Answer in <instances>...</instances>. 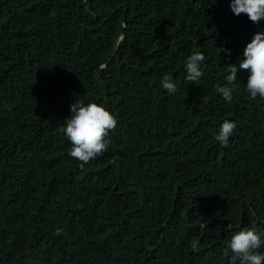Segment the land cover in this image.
I'll return each instance as SVG.
<instances>
[{
    "label": "trees",
    "instance_id": "16d2710c",
    "mask_svg": "<svg viewBox=\"0 0 264 264\" xmlns=\"http://www.w3.org/2000/svg\"><path fill=\"white\" fill-rule=\"evenodd\" d=\"M230 3L0 0V264H230L234 234L264 232V99L239 68L217 91L264 21ZM91 102L118 123L81 166L61 128Z\"/></svg>",
    "mask_w": 264,
    "mask_h": 264
},
{
    "label": "clouds",
    "instance_id": "9594fccd",
    "mask_svg": "<svg viewBox=\"0 0 264 264\" xmlns=\"http://www.w3.org/2000/svg\"><path fill=\"white\" fill-rule=\"evenodd\" d=\"M230 9L239 17L247 15L254 24L264 21V0H231ZM218 55L223 52L226 56L231 55L227 48H216ZM243 58L237 65H229V75L226 77L227 84L217 86L218 93L227 102L233 99L234 88L229 87L237 79L238 68L250 73L247 79L246 91L250 99L257 97L264 99V32H257L247 43ZM205 56L200 52H193L185 61L186 81L195 83L202 77L201 65ZM162 87L169 95L177 92V86L171 75L165 74L161 81ZM71 115L65 119V126L61 132L70 141L72 147L69 156L86 165L93 159L108 150L109 135L117 128V120L103 106L91 102L87 105L73 103L70 106ZM236 124L225 120L214 139L223 147L228 146ZM62 234L58 229L55 235ZM264 232H257L254 228H245L234 234L227 244L225 255L231 252L230 264H264V253L258 251L264 248Z\"/></svg>",
    "mask_w": 264,
    "mask_h": 264
},
{
    "label": "water",
    "instance_id": "95a60500",
    "mask_svg": "<svg viewBox=\"0 0 264 264\" xmlns=\"http://www.w3.org/2000/svg\"><path fill=\"white\" fill-rule=\"evenodd\" d=\"M123 37V35H120V37L118 38V40H117V42H116V44H115V48H114V50H113V54L112 55H114V53L116 52V48H117V44H118V42L120 41V39ZM104 67V66H103ZM102 67V68H103Z\"/></svg>",
    "mask_w": 264,
    "mask_h": 264
}]
</instances>
